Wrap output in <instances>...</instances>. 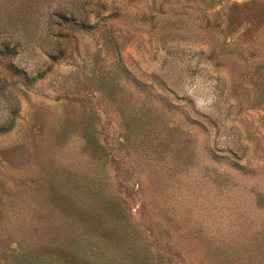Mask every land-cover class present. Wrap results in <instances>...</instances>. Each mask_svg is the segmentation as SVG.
<instances>
[{
    "label": "rangeland",
    "instance_id": "1",
    "mask_svg": "<svg viewBox=\"0 0 264 264\" xmlns=\"http://www.w3.org/2000/svg\"><path fill=\"white\" fill-rule=\"evenodd\" d=\"M0 264H264V0H0Z\"/></svg>",
    "mask_w": 264,
    "mask_h": 264
}]
</instances>
